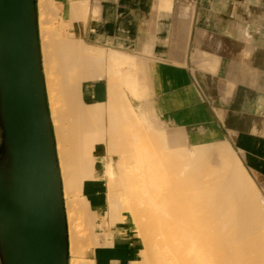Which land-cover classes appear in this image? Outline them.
Segmentation results:
<instances>
[{
  "label": "crops",
  "instance_id": "1",
  "mask_svg": "<svg viewBox=\"0 0 264 264\" xmlns=\"http://www.w3.org/2000/svg\"><path fill=\"white\" fill-rule=\"evenodd\" d=\"M50 3L56 7L58 13L56 14L54 26H57L56 29L60 28V37L67 38L64 41H61L62 37L60 38V49L66 53V56H60V78L62 72L64 77V81L63 79L62 82L60 80L61 92L63 91V94L60 93V97L66 92V97L62 96L60 102L66 101V98L69 99V102L66 101L67 103H71L70 100H76L75 102L78 103H75V105H78V107L80 103L83 105L81 111L85 106L83 110L85 123L79 119L83 116V112L78 111L77 106L75 112L73 110L72 114L70 113L69 121L77 123L80 120L85 125L86 129L83 127L84 125L82 126L83 132L78 131L81 139L88 131L92 132L95 139L92 151L94 157L93 175L92 178H86L82 185L83 195L87 197L89 204L91 203L92 209L97 210L100 215H103L104 210L107 209L106 165L108 161L116 163L118 159V153H108L107 145H109L111 139L108 137L109 130L111 128L114 130L112 139L118 142L121 138L119 142L122 141L126 145L127 140L125 139L123 142V135L122 137L119 135L120 138L118 137V128L120 127L119 129H122V131L127 129L125 134L128 137L130 135L128 130L131 129V126L134 128L131 131L134 130L133 132L136 133L135 130L141 122L140 125L144 132L151 134L152 132L149 131L152 126L150 124L151 119L153 121L154 119L157 120L156 123L152 121L153 125H156L155 129L161 125L160 123L164 122L162 123L164 125L159 129L162 131H159L160 135L162 134V141L160 142L165 143L163 139L166 135L167 140L166 138L164 140L167 143L171 141V145L170 142L169 145L165 144L169 146H165L168 151L175 147V134L178 132H181L184 136L187 135L184 138L190 148L229 143L257 185L264 186V0H50ZM36 4L39 7V0H36ZM192 4H194V10ZM189 9L191 12H189ZM180 19L184 21L183 23L181 21L180 25H184L182 28L185 27L182 32L178 22ZM190 21H192L193 26L190 24L188 27L187 24ZM187 32H189V35ZM79 40L85 43V48L79 49L81 48L80 45H83ZM92 49L97 52H93ZM103 49L105 54L101 56L100 53ZM177 50L178 52H175ZM112 51L121 52V55L118 54L120 59L118 57L117 60ZM98 52H100L99 55H97ZM107 52H109V55L113 53L111 55L113 59L108 58L110 56ZM42 57L43 68L45 69L47 59L44 52H42ZM123 57H127L126 63L123 61ZM129 57H132L133 59H131L134 61H130ZM107 59H111L112 67H110L111 64ZM128 60L132 65L135 64L134 67L138 70L132 68L130 64H128L130 67H127ZM107 62L108 65L110 64L109 66H107ZM128 68L135 71L128 72ZM113 70L116 75L118 74L117 71L120 70L121 74H119L122 77L127 72L131 74L130 76L137 75V82H135L137 85L132 82L133 86H137V91L131 83H129L131 84L129 86L125 81V84L132 88L133 92H136L135 95L138 96L134 95L135 97H133L131 91H127L129 88L127 89L126 85L122 86L123 90L121 88L118 90L120 85L115 87L119 83L116 78L115 83L112 82L113 79L111 80V78L110 83L108 82L109 73L111 72V75H113ZM124 72L125 74H122ZM132 73L136 75H132ZM116 75L114 73V76ZM129 79L132 80V77ZM122 83H124L123 78L121 85ZM112 84L114 87L111 90ZM106 90H108V93ZM74 91L76 94H72L74 95L72 97L70 94ZM117 92L121 94V100L118 98L119 94ZM114 96L121 101L120 104L123 103L124 105L127 102L126 107H130V110L132 106L129 114H132L131 117H137L136 127L133 124L135 120L131 121L133 123H128L130 119H133L131 117L126 122L123 121V128L120 123H117L118 119L115 112H118L116 111L118 106L116 107V105L121 108L122 104H119V100L116 103L114 100L117 98ZM128 102H130L129 105ZM144 102L146 105L151 104L150 110L145 111L149 107L147 108ZM67 103H63L62 106L60 104L63 109L65 108V114H63L65 120L61 123L64 127L66 125L67 127L70 125L76 127L71 128L72 132H76L73 130L79 129L81 124L80 127H77L79 124H70L71 122H69V125L67 124L68 119L66 121V118L69 116H67V112L70 109L69 107L72 106V104ZM65 105H68V110ZM48 106L50 114H52L50 102H48ZM130 110L126 109L125 111L130 112ZM148 111L150 113H148L149 120L147 119L149 118ZM61 112L60 115H62ZM107 112H109V115H107ZM132 112L137 113L133 116ZM76 114H79V118ZM129 114L127 117H129ZM75 118H78V120ZM124 118L122 119L124 120ZM87 119L91 123L97 121L98 123H92L93 126L96 124L97 127L92 128L91 126L90 128ZM159 121L160 123H158ZM124 122L132 125L130 128H126ZM54 123L52 119L64 188L63 166L61 167V153H59L58 148L60 142L57 141L59 133L55 129L58 125L55 126ZM61 123L59 120L58 124L62 129ZM117 124H119V127H117ZM163 127H166L164 129L167 132L164 133ZM142 128L140 129L138 126V129L143 130ZM174 129L177 130V133ZM65 130L69 135L68 132H71V130L68 129L69 131H67V128H64L62 133H66ZM171 131H174L175 137H171L173 135ZM72 132L71 136L78 135L75 134L74 136ZM123 132L119 133L122 134ZM62 135L65 136V141L62 136H60L61 140L67 145L65 148L61 147L64 148L63 150L66 149L63 153L68 152L67 149L70 151L71 148L70 156H72L75 150L72 147L74 145L69 146L68 144L75 143L73 142L74 139H69L65 134ZM131 136L127 139L131 138L130 141L134 142V138L132 140L133 136ZM135 137L137 138V134ZM169 137L170 140H168ZM76 138H79V140ZM76 138L75 141L78 143L80 137L76 136ZM68 155L66 156L68 157ZM70 159L73 160L74 158ZM94 199H96V202ZM98 222H102V220L99 218ZM133 230L129 225L121 226L116 231L112 244L90 246L86 249L84 258L92 260V264H133L138 259L139 252V242ZM101 241H103L102 238Z\"/></svg>",
  "mask_w": 264,
  "mask_h": 264
},
{
  "label": "bare ground",
  "instance_id": "2",
  "mask_svg": "<svg viewBox=\"0 0 264 264\" xmlns=\"http://www.w3.org/2000/svg\"><path fill=\"white\" fill-rule=\"evenodd\" d=\"M86 7L84 11L82 10L84 14ZM192 9L194 10V4H192ZM189 12H191L190 9ZM56 14H58L56 12V7H54L50 3V0H39V7H37L38 35L40 40L39 42L42 68V52L45 53L47 59L46 66L44 65L46 68H43L46 93L48 91L47 104L48 102H50V107H52V114H50L51 121L53 119L55 122L54 125H58V127L56 126L55 129L58 130L56 132L59 133L57 136V141L59 140L58 142H60L58 145L60 151H58L59 153H61V167L63 166V197L65 201L67 218L69 253H71L69 264H92V260L90 261L84 258L86 249L93 245L95 246L99 244H112L116 231L123 225H129L132 228H135L139 232L138 242L143 245V249L140 251L141 256L133 264H264V196L259 186H257V183L249 174L241 159L234 152L229 143H224L223 145L216 146H212L213 144L197 146L194 147L192 151H188L185 141L187 135L184 136L181 132L177 133V130L174 129L177 134H175L174 131H171L173 133L171 137H175L176 135L175 147L172 146L173 149L168 148L170 150L168 151L166 147L169 146L165 145L167 143L166 135H164V139L166 138V140H164L162 137L165 143L160 142L162 141V134L160 135V132L162 131H160L159 129L164 125H162V123L164 122L160 123L159 121L158 123H160L161 125L158 124L160 126L155 129L156 125L153 124L156 123L157 120L153 118V121L151 119L150 124L152 126L151 130L149 129V131H151L152 133H147L149 135L148 136L140 125L142 124L141 122H139L140 124L138 123V126L143 130L138 129L136 123L137 117H131L132 114H129L131 113L132 106L130 105L131 110L130 107H126L127 100L125 101L126 103H124V105L123 103H121L122 105L120 104L121 94H119V92L117 93L119 94L118 98L120 100L116 96H114L117 98L114 101L116 102L119 100L118 102L121 105V108H119V105H116V107L118 106V110H116L115 107V110L118 111L117 113L115 112L118 119H116L117 123H120V126L123 128V121L126 122L131 117L133 119H130L128 123L135 120L134 123H131L135 125H133L134 127L137 126L138 130L136 129V133H134V130L131 131V129L133 128L131 126L132 124L130 123L131 125H129L127 123L129 125L128 126L124 122L126 128H130L131 126V129L128 130L130 133L128 137H130L131 135L133 136H131L132 140L134 138V142H132L130 141L131 138L128 140V137H126L125 133L127 132V129H123V132L122 129H119V124H117V127H119L118 131L120 133L123 132L122 134L118 132V137L120 138V136L122 137L123 135V142L125 141V139L128 141H126V145H124L122 141L119 142L121 138L120 140L117 139L119 140L118 142L112 139L114 130L111 128L113 125H110V128L112 130H109L108 137L111 138L112 141L110 139L109 145H107L108 153H118V159L116 163L114 161H108L106 165V179L108 185L107 209H105L103 215L100 216L97 210L91 208V203L89 204V200L86 196L83 195L82 185L86 178H89L93 175L94 157L92 156V151L94 149L95 139L92 132L90 133L89 131L83 136L82 139L78 134V131H84L82 126L84 125L83 123H85L83 119L85 117L83 111L85 106L81 111V107L83 105L80 102L79 107L78 105H75V103H78L75 102V99V101L70 100L72 101L71 103H67L69 102L68 98H66L68 101L65 99L67 102H60V98L62 96L66 97V92L64 91L65 94L62 95L63 91L61 92L62 88H60L62 79L64 78L63 72L61 75L62 77L60 78V56H66V53L64 50L60 49V38L62 37H60V28H57V30V26H54L57 17ZM189 17L191 19V14ZM182 20H178L179 25ZM183 22L184 21H182V23ZM191 22L192 21H190L189 24L186 23L188 27ZM183 26L180 25L182 29H180L181 32L185 28H182ZM191 26L193 25L191 24ZM189 32H187V34ZM66 39L67 38H63L61 39V41H64ZM186 42L188 43V41ZM82 43L83 45L81 44V48L79 49H82V47L85 48V43ZM178 50L175 52H178ZM90 51L89 53L91 54ZM92 51L97 52L95 49H92ZM98 51H100V49H98ZM114 51H112L114 53L113 56L118 60L121 52L117 53ZM102 52H98L97 55H99L100 53L101 56H104V49L102 50ZM81 53L83 52L81 51ZM107 53L109 55V52ZM113 53H111V55ZM122 54L124 55V53ZM244 54L246 55V53ZM111 55H109L110 57H107L112 58ZM123 58V61L125 62L127 57ZM131 58L132 57H129L128 59L132 61L133 58ZM110 60H108L109 63ZM130 61L129 63H127V67L129 66L128 64H130L132 68H136L134 67L135 64L132 65ZM108 62L107 66L111 64L110 63L108 65ZM110 67H112V64ZM110 67L107 68L111 69ZM127 71L130 72L132 70L128 68ZM128 72L125 76L123 75L122 77V75H120V70L117 71V75L113 70V75H111V72L109 73L110 77L108 82L110 83V81L113 79L112 82L115 83V80L118 79L119 83L118 85H115V87L120 85L118 87V90H120V88H123L122 86L126 85L125 87L128 89L132 82L133 84L137 82V75L135 74L136 72L134 74L132 73V75L136 76H130L131 74H129ZM114 73L116 76H114ZM122 74H125V72ZM127 77H132V80ZM122 78L124 83H122L121 85ZM125 81L127 84H131H129L128 86L127 84H125ZM133 84L132 87H135V85L133 86ZM135 84L137 85V83ZM77 87L75 88L76 90ZM113 87L114 86L112 84L111 90ZM106 91L108 93V90ZM127 91H131L133 97L138 96L135 95L136 92L134 93L132 88H129ZM135 91H137V86L135 87ZM60 93H62L61 97ZM72 94L75 95V91L70 94L73 97L74 95ZM122 102L124 101L122 100ZM130 102H128V105ZM63 103L72 104V106L74 105V107H69L70 112L66 111L67 116L69 115L66 118V121L68 119V125L69 122H71L69 121L70 113L73 110L75 112L76 106L78 107L77 109H79L78 111L83 112V116L82 114H80V116H82V119L79 118V114H76V116L81 121L83 120V123H81L80 120L77 123L73 122L75 125L79 124V126L77 127H80L81 124V129L79 128L73 130L76 132H72L71 130V128L74 129L76 127H72L70 125L68 126V128L67 125L66 127H64L62 124L64 122L63 120H65L63 118L65 117V115L63 116V114H65V108L63 109L61 107ZM148 104H145L147 108L149 107L148 109H145V111L150 110L151 104ZM67 106L65 105L66 108ZM61 108L62 110H60ZM125 108L127 110H130V112L125 111ZM107 109L109 110V108ZM60 111H62V115H60ZM127 112L129 114V117H127ZM108 113L109 112H107V115H109ZM132 113L134 116L137 112ZM148 113L149 111L147 112V115ZM78 118L75 119L78 120ZM122 118H124V120ZM147 119L149 120L150 117ZM59 120L60 123L62 121V129L64 130V128H67V131H69L68 129H70L74 136L75 134H78L76 136L80 137V141H78L79 138H76V136H71V132H68V134L70 133L69 135H67L66 130V133H62L63 130L58 124ZM71 120L73 119L71 118ZM152 121L154 123H152ZM73 123L71 122L70 124ZM88 123L90 125V128L91 126L92 128H94V126L97 127V125L95 124L93 126V124L98 122H92V124L88 121ZM83 127L86 129L85 125ZM147 128L149 127L147 126ZM164 128L166 129V127H163L162 130H164L165 133L167 131H165ZM141 131L144 133H142ZM155 131L158 133L157 136V133ZM60 132L67 135L69 139H74L73 142L75 143V138L78 139V143L76 144L73 142H71L73 144H70L67 141L69 139L66 140L69 143V146L74 145L72 147L75 150L73 151L72 156H70L72 152L71 148V152L69 151V149H67L68 152L63 153V151H66V149H63L67 145H65L63 142V140L65 141V136ZM102 132H104V130H102ZM136 134L137 138L135 137ZM60 136H62L63 140H61ZM158 137L160 138V140H158ZM137 139L139 141H135ZM155 139L159 142H157ZM168 140H170V137ZM169 142L171 145V141ZM2 143L3 137L2 128L0 125V161L2 159L1 157L3 156L1 153L3 151ZM61 147L64 148L62 149ZM66 155L74 159L71 160ZM99 195L101 194L99 193ZM95 200L96 199H94V201ZM101 203L103 202L101 201ZM99 218L102 220V222H98ZM101 238L103 239V241H101Z\"/></svg>",
  "mask_w": 264,
  "mask_h": 264
},
{
  "label": "water",
  "instance_id": "3",
  "mask_svg": "<svg viewBox=\"0 0 264 264\" xmlns=\"http://www.w3.org/2000/svg\"><path fill=\"white\" fill-rule=\"evenodd\" d=\"M36 0H0V264H69Z\"/></svg>",
  "mask_w": 264,
  "mask_h": 264
},
{
  "label": "rangeland",
  "instance_id": "4",
  "mask_svg": "<svg viewBox=\"0 0 264 264\" xmlns=\"http://www.w3.org/2000/svg\"><path fill=\"white\" fill-rule=\"evenodd\" d=\"M187 149H188V151H192L193 150V148H190V147H188L187 146ZM262 182V181H261ZM257 186H259V188H260V190L262 191V194H263V196H264V186H260V185H257ZM100 216H102V215H100ZM134 230V233L136 234V238H137V240H138V238H139V232L135 229V228H133ZM138 246H139V252H138V258L141 256L140 255V251L143 249V245L141 244V243H139L138 244ZM71 259V253H69V260Z\"/></svg>",
  "mask_w": 264,
  "mask_h": 264
}]
</instances>
